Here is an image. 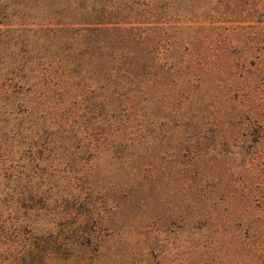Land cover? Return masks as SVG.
Returning a JSON list of instances; mask_svg holds the SVG:
<instances>
[{"label":"rangeland","instance_id":"rangeland-1","mask_svg":"<svg viewBox=\"0 0 264 264\" xmlns=\"http://www.w3.org/2000/svg\"><path fill=\"white\" fill-rule=\"evenodd\" d=\"M256 1L97 0L93 7L136 14L146 48L29 39L33 61L51 58L53 73L82 74L68 83L72 112L109 127L104 135L114 140L86 173L79 202L50 200L56 216L34 222L35 232H58L66 243L46 264H264V19L253 13ZM141 50L149 67L137 85L122 62Z\"/></svg>","mask_w":264,"mask_h":264},{"label":"trees","instance_id":"trees-1","mask_svg":"<svg viewBox=\"0 0 264 264\" xmlns=\"http://www.w3.org/2000/svg\"><path fill=\"white\" fill-rule=\"evenodd\" d=\"M95 3L90 7L86 0H18L11 3L12 9L10 4L0 7V70H4L0 73V264H46L65 248L58 232L37 233L34 222L56 216L48 207L50 200L78 203L80 192L88 188L86 173L98 169L104 152L114 144L104 135L109 127L81 123L79 114L72 112L76 98L68 83L82 74L65 69L53 73L49 68L53 59L33 61L27 55L31 37L63 35L64 40L84 43L107 38L114 45L121 40L147 47L136 14L131 19L129 14L93 7ZM257 4L253 13L264 19V0ZM147 62L142 50L122 62L137 85L145 84ZM51 189L57 190L54 195L48 193Z\"/></svg>","mask_w":264,"mask_h":264}]
</instances>
